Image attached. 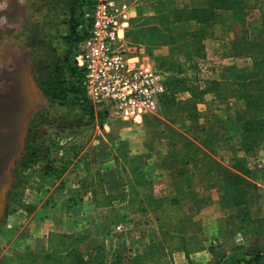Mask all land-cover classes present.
<instances>
[{
	"label": "rangeland",
	"instance_id": "rangeland-1",
	"mask_svg": "<svg viewBox=\"0 0 264 264\" xmlns=\"http://www.w3.org/2000/svg\"><path fill=\"white\" fill-rule=\"evenodd\" d=\"M250 3L251 7L244 16L246 24L244 29L250 36H254L260 26L264 0H250ZM38 6L45 8H43L45 14L41 15L43 18L40 16L36 18L38 16L36 13L40 11ZM71 6L70 13H64L69 15L68 20L76 4ZM157 6L164 9L169 4L161 7V4L140 0V3L133 7L131 19L140 16V21L146 24H157V20L152 19L155 15L154 8ZM61 12L62 9L59 8L56 0H0V15H2L0 16V71H7L8 68L20 71L25 79L27 95L33 105L28 115L26 132L21 139V148L10 168L11 182L2 196L4 210L0 218V264H15L19 261L17 254H24V257L27 254L18 251L14 247L13 240L23 235L25 231L16 230L33 213L44 222L42 228L44 232L48 227L66 228V230L80 228L84 233L93 232L97 245L102 246L99 251L101 259L99 262L96 261L97 264H113L111 262L131 264L132 258L146 248L148 243H144V239L150 238L153 232H157L156 223L148 209L150 206L147 205L148 202L146 200L142 202L136 192L129 191L131 186H135L131 178V168L137 166L151 181L148 186L138 187L139 191L151 193L155 188L154 184L158 185L170 179L168 170L161 167L163 156L167 153V142L175 138L177 126L186 128L189 122L171 123L163 115L170 111L163 109L147 116L139 123L109 115L101 121L100 116H104L102 111L108 114L114 110L113 106L110 103L95 106L86 97L85 92L87 102H81L84 115L81 112L80 116L74 115V111L79 110L76 102L73 101V104L72 101L58 102L54 94H64L65 90L71 91L67 87L71 83L69 75H66L67 78L64 80L55 76L50 89L46 83L39 81L35 73H31L34 67L30 61L29 50L30 52L33 50L29 47L37 46V52L45 51L47 46L44 42L48 32L42 31L41 35L39 33L33 35L29 32L28 25L33 24L38 30L47 16L48 22L55 21V17ZM64 19L66 20L65 17ZM60 23L62 24L63 20ZM86 28L87 22L80 27L79 34L83 35ZM132 45L139 46V44ZM141 45L149 53L155 48L150 42ZM70 48L68 64L75 67L74 55L80 51V42H71ZM245 62L250 66L251 61L244 60V65ZM8 74L10 73L6 72L4 77ZM79 84L81 86V83ZM7 86L8 84L0 85V103ZM81 88L83 89L82 86ZM51 106L63 110H49ZM61 119L66 120L61 122ZM53 143L63 148L55 150L51 146ZM72 144L80 147L79 154L75 157L69 153V146ZM263 145V142L259 143L253 152L246 154L254 157L251 159V164L258 165L257 170L263 164V156L259 153ZM237 154L245 155L242 150ZM52 157L56 158L55 165H60L58 160L63 157V163L67 167L57 179L44 181L38 185L39 168L47 158ZM85 164L100 169L107 180H114L116 183L114 187L119 188L118 190H127L126 203L106 213L100 209L90 210L87 207L89 200L86 198L88 190L83 187L81 181L85 175ZM112 188L109 187V190ZM167 195L170 194H152L155 198ZM142 203L146 210L140 209ZM90 220L96 223L88 228ZM190 220L188 231L199 232L197 221ZM78 224H81L80 227ZM117 224L122 225L119 230L114 228ZM41 247L42 245L37 250H41ZM223 250L226 252L227 249Z\"/></svg>",
	"mask_w": 264,
	"mask_h": 264
},
{
	"label": "trees",
	"instance_id": "trees-1",
	"mask_svg": "<svg viewBox=\"0 0 264 264\" xmlns=\"http://www.w3.org/2000/svg\"><path fill=\"white\" fill-rule=\"evenodd\" d=\"M147 1L161 4V7L166 4H169V6L164 9H160L158 6L154 8L155 15L152 16V19H156L157 24H146L144 21H140V16L130 19L126 37L130 44L141 45L150 42L154 47L162 45L169 47L167 56L154 60L156 66L166 73L169 68H172L173 71L183 77L166 76V92L158 111L162 109L169 110V113L163 115L171 123L188 121L189 126L186 128L178 126L181 130L175 132V138L169 139L167 142V153L163 156L161 162V167L168 170L169 178L172 180L175 188L173 194L155 198L149 191H139L138 187L148 186L151 181L137 166L131 168V178L135 186H131L129 191L136 192L142 202L144 200L148 202L147 205H150L148 209L152 213L157 228V232H153L149 238L146 248L132 258L131 264H173L171 253L175 250L184 249L188 258L187 244L183 237L189 233L188 227H190V219H192L180 207L179 195L184 192L186 186L199 203L206 202L205 196L195 194L193 189L195 176L200 178L201 174L211 169L222 171L225 184L230 193L228 197L232 198L234 202L242 203L245 201L247 188L257 189L253 182L243 176L249 175L250 170L246 167L242 157L235 156L233 168L243 175L235 173L215 161L212 154L216 152L219 143L229 141L234 137L238 138L236 149L242 150L246 154L253 152L259 143H264V9L256 34L250 36L244 29V25H246L244 16L245 12L251 7L250 0H187L179 8L173 0ZM92 3L93 0H78L77 5L74 7L75 10L71 12L69 17V23L71 24L70 43L80 42L85 37L86 30L83 35L79 34V30L85 23L83 18L84 9H89ZM139 3L140 0L137 1L136 6ZM77 7L81 8L80 15L76 14L78 13L76 11ZM188 21H194L198 26L197 29L179 35L173 33L171 26L174 23ZM223 21H230L233 24L234 38L230 42V55H247L251 64L240 71L230 67V73L233 76L232 84L243 100V108L236 112L234 119L225 121L217 129L205 131L197 123L198 112L194 101L199 99L200 95L204 93V89H199L195 84H187L188 79L184 78L186 71L181 65L182 62L178 61L177 52L182 46L186 45L187 49L194 51V55L202 56V39L210 33L215 23ZM147 53L151 57L152 51ZM68 70L71 83L67 87L71 91L65 90L64 94H54L55 98L63 101L70 94H73L74 101L83 110L81 102L86 101V99L79 84L81 70L71 65H68ZM49 88L52 89V83L49 84ZM181 92L189 93L194 100L185 101L179 96ZM102 114L104 116H100L101 121L103 118L106 119L108 115L105 111H102ZM147 116L150 115L144 116L143 120ZM55 144L51 145L55 150L63 148V146L57 147ZM69 149L72 157L79 154V146L72 144ZM55 161V157L47 158L40 166L37 179L38 185H41L44 181L55 180L63 174L67 167L63 163V157L58 160L61 163L60 165H55ZM92 170L93 172H91ZM84 172L85 175L81 181L83 187L90 193V200L96 208H106L107 210L104 211L106 213L126 203L127 190H118L119 188L114 187L116 186L114 180H107L100 169L85 164ZM109 187L113 188L109 190ZM140 207L141 210L147 209L144 203ZM191 232L198 233L194 230ZM78 236L82 237V235ZM73 237V234L50 232L47 246L50 252L45 251L43 247L37 251L44 252L41 257L42 263H62L61 257L63 256L61 253L68 251L73 246ZM93 239L97 250L95 255V264H97L101 259L99 251L102 246L97 245L95 235ZM70 252L72 253L71 257L81 263L80 252L77 249ZM17 255L21 264H39L41 261H39L37 253H27V257L26 255L24 257V254ZM120 257L121 255L118 256V258ZM119 264L127 263L122 262ZM213 264H264V247L256 246L249 250L241 248V254L239 257L236 256L234 260L222 258Z\"/></svg>",
	"mask_w": 264,
	"mask_h": 264
},
{
	"label": "crops",
	"instance_id": "crops-1",
	"mask_svg": "<svg viewBox=\"0 0 264 264\" xmlns=\"http://www.w3.org/2000/svg\"><path fill=\"white\" fill-rule=\"evenodd\" d=\"M173 1L175 3L180 2L176 5L179 8L187 0ZM56 3L62 9V12L58 17H55V21L48 22L49 18L47 16L46 21L41 24L40 28L38 27V30L35 29L33 24L28 25L30 26L29 32L33 35L37 33L41 35L42 31L48 32L44 42L47 46L45 51L37 52V46L29 47L33 50L31 52L29 50L30 61H32L34 67V71L31 69V73H35L39 81L46 83L48 88L49 84L55 81V76L64 80L67 78L66 75H69L68 57L71 51L69 41L71 39V24L68 20L69 15H64V13L68 12L69 14L71 5H77L78 0H56ZM39 8L40 11L36 13L38 15L36 18H39V16L43 18L41 15L45 14L43 13L44 7ZM62 20L63 23L61 24L60 21ZM197 27L194 21L174 23L171 26L173 33L177 35L194 31ZM233 38L232 22H218L213 25L210 33L202 39V56L194 55V51L187 49L186 45L182 46L177 52L178 61L182 62L181 65L186 71L184 78L188 79L186 81L187 84H195L199 89H204V93L196 100L192 99L187 92H181L179 96L185 101H195L198 112L197 123L205 131L217 129L225 121L234 119L236 112L243 108V100L232 84L233 76L230 73V67H233L236 71L249 67L248 63L246 64L245 62L244 65L243 61H250V58L247 55H230L229 47ZM168 53V46H156L152 50L150 58L156 66L154 60L162 59ZM42 66L45 67L42 68ZM176 74V71L169 68L166 76L183 77L181 74ZM56 100L60 101L58 98ZM65 101L68 103L72 101L73 104V94H70L65 100L60 102ZM77 106L79 110H75L74 115L78 114L80 116V112L84 115L79 105ZM49 110L63 109L51 106ZM66 110L69 109L66 108ZM65 120L61 119V122ZM177 129L181 130L178 126ZM237 144V137L219 143L212 157L218 163L238 174L242 173L233 168L235 156L242 157L246 167L250 170L249 175H242L253 182L257 189L247 188L248 192L245 201L242 203L234 202L232 198L228 197L230 193L225 184L222 171L211 169L201 174L200 178L195 176V186H193L195 194L205 196L206 202L199 203L186 186L184 192L179 195V199L180 207L186 215L197 221L200 231L198 233L189 232L183 237L187 244L188 258L184 249L175 250L171 253L173 264H213L222 258L234 260L236 256L239 257L241 254V248L249 250L256 246L264 247V145L259 150V153L263 156V164L257 170L259 166L251 164V159L254 158L252 155H246L245 153V155L240 156L237 154L239 152L236 149ZM154 187L153 192H151L153 195L173 194L175 190L171 179L160 182L158 185L154 184ZM89 196L90 193L88 192L86 196L87 200H89L87 207L90 210H98L99 208L92 204ZM101 210L104 213L107 209L103 208ZM94 223L90 220L87 227L93 226ZM78 225L80 227L81 224ZM42 228H44V222L34 213L31 214L23 225L16 230L25 231L26 233L23 232V235L13 240L14 247L21 252L37 253L40 261L44 252H37V249L42 245L45 251L50 252L47 249L50 232L73 234V246L68 251L61 253L63 256L61 257L62 263L52 264H95L97 250L95 249L93 232L84 233L80 228L66 230V228L55 229L52 227H48L44 232ZM40 235L43 237L39 238ZM78 235H82V237ZM144 240V243H148L149 238ZM228 248L230 249L228 250ZM73 249H77L80 252L81 263L71 257L72 253L70 251ZM223 249H227L226 252ZM15 264H21V262L17 261ZM39 264H43L42 260Z\"/></svg>",
	"mask_w": 264,
	"mask_h": 264
},
{
	"label": "built area",
	"instance_id": "built-area-1",
	"mask_svg": "<svg viewBox=\"0 0 264 264\" xmlns=\"http://www.w3.org/2000/svg\"><path fill=\"white\" fill-rule=\"evenodd\" d=\"M137 1L93 0L84 9L86 35L74 55L86 97L95 106L110 103L109 116L134 123L156 114L166 92V72L154 65L143 45H132L126 37ZM80 11L77 7L76 14Z\"/></svg>",
	"mask_w": 264,
	"mask_h": 264
},
{
	"label": "water",
	"instance_id": "water-1",
	"mask_svg": "<svg viewBox=\"0 0 264 264\" xmlns=\"http://www.w3.org/2000/svg\"><path fill=\"white\" fill-rule=\"evenodd\" d=\"M27 101H30V104L27 105L25 101H22V106L20 101L21 103L17 106H13V109L15 108L16 110H7L4 117L0 116V129L4 131V133L0 134V218L4 210L2 196L11 182L10 168L21 148V139L26 132L28 115L33 109L29 96ZM17 107H25V110H17ZM3 128L5 129L3 130Z\"/></svg>",
	"mask_w": 264,
	"mask_h": 264
},
{
	"label": "flooded vegetation",
	"instance_id": "flooded-vegetation-1",
	"mask_svg": "<svg viewBox=\"0 0 264 264\" xmlns=\"http://www.w3.org/2000/svg\"><path fill=\"white\" fill-rule=\"evenodd\" d=\"M2 16V15H0ZM7 71H0V85L5 86V84H8V86L5 89L4 96L2 97V101L0 103V110L2 112L0 113V116H5V111L7 110H16L13 109V106H17L22 101H25V104H30V101H27V89L25 87V79L22 77L19 70H16L14 68H8ZM8 72L10 74L5 75V73ZM6 78H9L6 80ZM26 98V99H25ZM25 99V100H23ZM21 101V102H20ZM23 106V102L21 103ZM26 106V105H25ZM17 110H25V107L20 108L17 107ZM2 128V127H1ZM5 128H3L4 130ZM4 133L2 129H0V134Z\"/></svg>",
	"mask_w": 264,
	"mask_h": 264
}]
</instances>
